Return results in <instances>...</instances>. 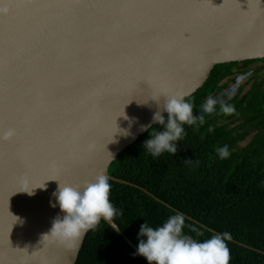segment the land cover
Returning a JSON list of instances; mask_svg holds the SVG:
<instances>
[{"label":"water","instance_id":"obj_1","mask_svg":"<svg viewBox=\"0 0 264 264\" xmlns=\"http://www.w3.org/2000/svg\"><path fill=\"white\" fill-rule=\"evenodd\" d=\"M253 59L264 0H0V264H75L89 229L71 245L43 238L64 216L53 193L101 174L222 235L107 168L166 98Z\"/></svg>","mask_w":264,"mask_h":264},{"label":"trees","instance_id":"obj_2","mask_svg":"<svg viewBox=\"0 0 264 264\" xmlns=\"http://www.w3.org/2000/svg\"><path fill=\"white\" fill-rule=\"evenodd\" d=\"M257 80L242 92L224 98L223 92L235 74L253 63ZM264 60L253 59L220 63L213 66L206 81L184 98L199 116L209 96L234 107L232 114L216 111L205 114L199 125L183 124L181 137L173 143L175 154L167 151L153 156L146 140L165 125L151 128L120 151L109 164V175L143 187L173 208L191 216L220 234L228 232L234 241H226L230 264H264ZM165 122L167 113H163ZM213 131L209 132V128ZM251 135V136H250ZM248 141L240 146L245 138ZM225 145L229 156L221 158L218 148ZM109 200L117 209L113 221L138 248L141 226H162L174 210L156 201L134 186L108 179ZM201 233V234H198ZM183 234L203 242L216 235L185 218ZM241 242L256 250L239 245ZM259 250V251H258ZM75 264H149L102 219L90 228L83 240Z\"/></svg>","mask_w":264,"mask_h":264},{"label":"clouds","instance_id":"obj_3","mask_svg":"<svg viewBox=\"0 0 264 264\" xmlns=\"http://www.w3.org/2000/svg\"><path fill=\"white\" fill-rule=\"evenodd\" d=\"M239 79L243 80V77ZM234 92L235 88L228 93L229 97ZM217 103H219V111L224 114H232L235 111L232 105L209 96L202 105L201 114L193 116L191 102L184 100L182 96L174 95L166 98L163 109L153 116V123L165 125V130L155 132L154 135L150 133L151 138L145 141L143 147H146L153 156H158L164 151L175 154L177 146L173 141L181 137L184 131L182 125H194L197 122L199 125L204 124L205 114H212L216 111ZM164 112L167 113L166 122L162 114ZM125 119L130 118L125 117ZM150 128V125L141 126V130ZM208 130L213 131L211 127ZM12 135L14 131L9 130L3 138L8 139ZM217 152L222 159L229 156L227 145L218 148ZM25 192L29 195L34 194L32 191ZM109 193L108 177L103 174L98 175L95 182L86 184L82 190L80 186L59 184L53 196L56 197L64 216L54 219L50 233L44 235L43 238L50 235L71 245L81 239L84 233L95 226L102 217L111 222L117 215V209L110 202ZM52 206L55 207V204ZM184 225L185 218L180 214L169 217L162 226L155 229L149 227L147 223L143 224L140 236L146 237V240H140L138 254L144 256L149 264H230V249L226 244V241L232 239L230 233L213 235L210 239L200 242L183 234ZM112 226L116 227L115 224Z\"/></svg>","mask_w":264,"mask_h":264},{"label":"rangeland","instance_id":"obj_4","mask_svg":"<svg viewBox=\"0 0 264 264\" xmlns=\"http://www.w3.org/2000/svg\"><path fill=\"white\" fill-rule=\"evenodd\" d=\"M260 65V63H253L250 66L246 67V69L244 71H240L239 73L237 72V74H235L234 79L227 85V87L225 88V91L223 92V97L224 98H229L228 93L235 88V92L231 95L233 96L236 93V90L239 86H242V92H246L251 85L253 84L254 80H256L254 78V70L256 67H258ZM262 75L261 72H258V77L257 80L258 82H260V76ZM243 77V80H240L239 78ZM264 85V82H263ZM251 136V135H250ZM248 136L247 138H245L242 142H240V146L245 145L248 141V138L250 137Z\"/></svg>","mask_w":264,"mask_h":264}]
</instances>
